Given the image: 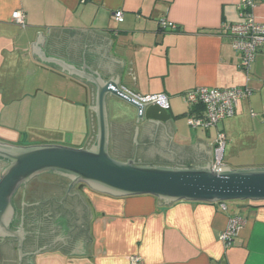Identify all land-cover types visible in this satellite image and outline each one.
I'll use <instances>...</instances> for the list:
<instances>
[{
	"label": "crops",
	"instance_id": "crops-1",
	"mask_svg": "<svg viewBox=\"0 0 264 264\" xmlns=\"http://www.w3.org/2000/svg\"><path fill=\"white\" fill-rule=\"evenodd\" d=\"M255 2L253 16L264 22V0ZM237 3L0 0V128L23 123L32 127L18 140L11 138L14 145L84 147L92 139L93 92L80 78L61 71L57 63L41 62L31 51V42L41 32L44 40L37 46L46 56L80 65L84 53L86 64L104 78L123 75L121 85L127 91L167 95L168 118L138 125L137 160L175 163V154L184 153V145L198 138L209 146L210 159L188 164L211 163L213 141L222 131L224 166H264V154L254 153L264 147V43L245 73L221 28L241 20ZM116 10L123 13L121 21L114 18ZM15 11L23 13V27L14 22ZM162 18L177 29H162ZM114 37L121 46L116 55L111 47ZM244 85L252 93L239 100L233 116L208 129L189 126L183 93L197 86ZM119 106L121 113L116 111ZM109 122L110 146L125 147L118 158L133 156L132 109L110 99ZM80 193L88 212V238L65 251L39 248L36 256L22 255L20 264H131V257H137L138 264H264V201L239 200L221 209L219 202L163 204L149 194L111 196L86 187ZM231 215L240 216L243 224L225 245L219 236ZM7 242L0 241V264H17L15 246Z\"/></svg>",
	"mask_w": 264,
	"mask_h": 264
},
{
	"label": "water",
	"instance_id": "water-1",
	"mask_svg": "<svg viewBox=\"0 0 264 264\" xmlns=\"http://www.w3.org/2000/svg\"><path fill=\"white\" fill-rule=\"evenodd\" d=\"M44 35L36 33L31 51L39 55L41 62H54L68 73L80 78L93 92V135L84 147L57 144L14 145L0 142V241L13 243L17 251V264L23 253L26 232L22 223L16 225L17 210L13 199L17 191L32 178L52 174L68 179L70 189L88 188L111 196L149 194L163 204L179 200L201 202H225L228 200L264 201V166L230 168L212 167V163L188 164L210 159L209 146L196 138L195 144L184 145V153L175 154V163L143 162L136 159V133L144 120L168 118L166 110L150 101L142 102L122 87V76L104 78L84 61L75 65L60 58L46 56L37 46ZM85 46V45H84ZM112 54L120 48L116 37L111 43ZM84 50V49H83ZM125 71V70H124ZM122 74V73H121ZM123 103L132 109L135 120L133 156L127 159L115 157L110 151L109 100ZM118 113L123 112L116 107ZM81 200L82 195L77 192ZM84 203V201H83ZM3 240V241H2Z\"/></svg>",
	"mask_w": 264,
	"mask_h": 264
},
{
	"label": "built area",
	"instance_id": "built-area-1",
	"mask_svg": "<svg viewBox=\"0 0 264 264\" xmlns=\"http://www.w3.org/2000/svg\"><path fill=\"white\" fill-rule=\"evenodd\" d=\"M255 0H238L237 9L240 21L228 24L222 28L225 36L228 37L234 51L240 57L239 68L249 74L252 62L255 59L260 46L264 43V22L256 21L253 16ZM115 20L121 21L123 13L116 10L113 13ZM16 24L25 25L24 15L21 11H15L12 15ZM162 29L176 30V24L162 18L159 20ZM129 92V91H128ZM136 99L156 104L162 109L169 108L167 95L163 93L140 96L129 92ZM252 89L247 86L235 87H207L197 86L183 93L182 99L188 106L187 120L190 127L197 129H208L215 127L220 121L235 114L238 102L244 97L250 96ZM226 139L222 131H217L212 144V167L224 166L223 155ZM221 209H226L223 202ZM243 224V219L237 215H231L225 228L221 231L219 239L225 245H230ZM131 264H138L137 257L129 259Z\"/></svg>",
	"mask_w": 264,
	"mask_h": 264
},
{
	"label": "flooded vegetation",
	"instance_id": "flooded-vegetation-1",
	"mask_svg": "<svg viewBox=\"0 0 264 264\" xmlns=\"http://www.w3.org/2000/svg\"><path fill=\"white\" fill-rule=\"evenodd\" d=\"M117 146L112 144L110 151L118 158L125 147ZM137 155L141 157L139 152ZM68 183L64 177L42 174L17 191L13 199L18 212L15 224L22 223L28 232L23 250L35 252L44 244L46 248L41 249L65 251L74 248L80 238H88V212L77 193L82 188L67 193Z\"/></svg>",
	"mask_w": 264,
	"mask_h": 264
},
{
	"label": "rangeland",
	"instance_id": "rangeland-1",
	"mask_svg": "<svg viewBox=\"0 0 264 264\" xmlns=\"http://www.w3.org/2000/svg\"><path fill=\"white\" fill-rule=\"evenodd\" d=\"M263 93H264V90H263ZM263 97H264V95H263ZM23 119H24V117H23ZM22 121H24V120H22ZM32 131H33L32 127L27 125V124H25V123L18 124L13 129L12 128L11 129H2V128H0V142L11 144V143H9L11 138H14V139L16 138V140H18V138L21 135H25L26 133H29V132H32ZM245 153H248V152H245ZM254 153H258L259 155L260 154H264V147H262V146L258 147V151L254 152ZM259 157H261V156H259ZM235 202H240V201L239 200H228V201H225L224 203L230 204V203H235Z\"/></svg>",
	"mask_w": 264,
	"mask_h": 264
}]
</instances>
